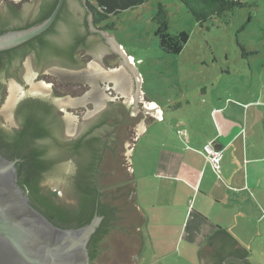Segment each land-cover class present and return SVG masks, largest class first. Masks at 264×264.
I'll list each match as a JSON object with an SVG mask.
<instances>
[{
	"label": "water",
	"instance_id": "water-1",
	"mask_svg": "<svg viewBox=\"0 0 264 264\" xmlns=\"http://www.w3.org/2000/svg\"><path fill=\"white\" fill-rule=\"evenodd\" d=\"M15 1L19 5L15 9L25 10L26 18L34 16L37 0ZM65 2L72 22L71 28L59 23V44L68 48L75 34L85 42L78 47L73 61L54 56L40 62L33 50L16 61V76L6 79L0 123L9 130H17L21 103L49 100L61 122L62 143L67 144V137L79 134L103 149L97 183L103 202L116 209V218L99 244L94 263L136 264L144 218L137 204L131 156L146 128L163 118L160 109L146 100L133 60L108 33L93 29L85 0H59L52 15L40 25L0 34V52L17 48L48 31ZM6 3L0 2V9L7 7ZM64 155L62 152L68 172L79 167L74 164L78 157ZM17 164L18 160H9L0 152V264H93L89 244L104 218L96 212L91 223L82 228L56 226L30 205L27 191L19 184ZM61 177L48 178L44 184L63 192ZM62 202L70 208L78 207L73 193ZM212 254L206 243L199 253L201 264H214ZM249 257L250 254L247 260ZM247 260L231 256L223 264H250Z\"/></svg>",
	"mask_w": 264,
	"mask_h": 264
},
{
	"label": "crops",
	"instance_id": "crops-1",
	"mask_svg": "<svg viewBox=\"0 0 264 264\" xmlns=\"http://www.w3.org/2000/svg\"><path fill=\"white\" fill-rule=\"evenodd\" d=\"M237 97L211 105L196 117V127L187 119L171 123L165 137L151 131L155 123L146 128V149L134 148L131 158H144L148 145L161 138L170 153L166 158L159 154L155 163L165 167L172 157L158 188L147 186L152 202L138 203L144 223L137 263L165 264L176 255L201 264L199 253L222 229L249 252L250 264H264V102ZM206 146L222 152L220 172L207 157ZM134 169L137 173L136 165ZM140 188L137 181L136 193Z\"/></svg>",
	"mask_w": 264,
	"mask_h": 264
},
{
	"label": "rangeland",
	"instance_id": "rangeland-1",
	"mask_svg": "<svg viewBox=\"0 0 264 264\" xmlns=\"http://www.w3.org/2000/svg\"><path fill=\"white\" fill-rule=\"evenodd\" d=\"M241 1L244 8L229 11L203 26L181 0H150L143 6L124 11L103 24V27L110 28L109 31H100L92 24L96 32L108 33L121 51L133 60L146 100L160 109L165 120L150 127L151 131H156L157 137H165L164 130L168 124L184 119L192 121L194 127L198 126L196 117L200 118V114L205 115L211 105H219L230 97L264 102V0ZM159 4L166 9L168 32L173 36L181 32L189 35L188 43L178 55H170L160 47L156 35L159 25L154 20ZM85 9L87 11L86 4ZM146 137L142 135L139 138L136 151L140 152L138 148L146 149ZM163 139L148 145L144 158H131L132 166L137 168V173L133 170V177L139 179L134 178L135 192L137 181L141 186L136 193L137 204L152 202L147 186L153 185L149 189H157L161 175L170 171L167 167L172 156L165 167L154 161L159 154L166 158L170 153L167 150L170 146ZM144 229L146 232V226ZM146 243L149 244V240ZM145 251L150 252L151 249ZM260 258L264 261V255ZM137 264L148 262L144 259ZM165 264L196 262L175 255Z\"/></svg>",
	"mask_w": 264,
	"mask_h": 264
},
{
	"label": "trees",
	"instance_id": "trees-1",
	"mask_svg": "<svg viewBox=\"0 0 264 264\" xmlns=\"http://www.w3.org/2000/svg\"><path fill=\"white\" fill-rule=\"evenodd\" d=\"M150 0H85L88 16L92 18V24L100 31H109V27H103V24L109 21L113 16L119 15L124 11L143 6ZM196 21L203 26L207 21L221 18L225 13L236 8H244L245 4L241 0H181ZM53 3L43 10L38 20L28 26L31 28L40 25L46 21L54 12L59 0H53ZM66 2L53 26L38 36L37 38L11 50L0 52V105L3 102L6 79L13 76V64L22 60L30 51H34L40 62L51 60L54 56L65 60L73 61L78 47L85 42L81 35H74L73 43L68 48L59 44L58 39L61 34L57 27L60 22L71 28V17L66 14ZM159 12L154 19L159 28L156 35L160 40V47L170 55L180 54L184 46L189 41V35L181 32L178 35H171L168 32L166 22L165 6L159 4ZM9 22H4L0 29V34L11 31L8 29ZM88 27V22L86 23ZM73 29L78 32V27L73 25ZM26 28V29H27ZM24 29V28H22ZM17 29V30H22ZM16 76V75H15ZM20 127L11 130V133H5L0 123V149L5 150L9 156L18 160L19 184L27 191L32 202H39L47 211L44 214L56 226L64 229H78L91 223L96 212L103 217V222L92 237L89 250L90 257L94 263L99 255V244L109 233L110 225L116 218V209L110 204L103 202V194L98 185L97 167L89 175L88 185L80 179H75L77 175L68 172L62 160L64 157H73L78 159L74 164L79 165L81 151L84 147L83 141L71 144L61 142L60 128L61 124L55 115L54 104L51 101H32L26 100L18 107ZM102 121V125H103ZM47 141L46 143L36 144L38 141ZM56 148V150H54ZM103 149H100V155L95 162L100 164L103 155ZM66 170V171H65ZM74 171V170H73ZM72 171V172H73ZM55 176H62L61 181L65 185L66 192H72L78 203L77 208L61 207L60 197L56 192H51L47 187L43 188L42 183L46 179ZM133 189V188H132ZM48 191V192H47ZM50 191V192H49ZM134 191V190H133ZM46 193H49L48 195ZM99 201V205H98ZM207 247L212 251L214 264H223L224 260L231 256H236L247 260L249 252L241 247L239 243L224 230L208 238ZM248 261V260H247Z\"/></svg>",
	"mask_w": 264,
	"mask_h": 264
},
{
	"label": "flooded vegetation",
	"instance_id": "flooded-vegetation-1",
	"mask_svg": "<svg viewBox=\"0 0 264 264\" xmlns=\"http://www.w3.org/2000/svg\"><path fill=\"white\" fill-rule=\"evenodd\" d=\"M6 1H8L9 3H6ZM10 1H11V3H10ZM37 1H38L37 5L34 8L35 9L34 16L31 18H26L27 13L25 10L15 9V8L19 7L18 2H16L15 0H0V2H3V4H5V3L7 4V7L0 9V29L2 28L1 25H3L4 22H6V21L9 22L7 28L10 30H17L19 28L20 29H22V28L26 29L28 26L35 23L38 20L39 15L43 12V10L48 8L53 3L52 2L53 0H37ZM0 5H2V4H0ZM20 9H22V8H20ZM13 68H16L13 71V73L15 75L16 71H17L16 63L13 64ZM36 100L40 101V99H33L32 101H36ZM41 101H49V100H41ZM56 112L57 111H55V115H57ZM60 124H61V122H60ZM1 128L3 129V131L5 133H11L12 132L11 130L5 128L4 125L1 126ZM66 140H67L68 147L71 146V144H73V143L83 141L84 147L81 151V156H83V157H82V159H80V164L78 165L79 167L74 170L75 171L74 173L73 172H71V173H72V177H74V175L76 174L77 177L76 178L74 177L75 179H77V180L81 179L84 184L88 185V182L90 181L89 175L94 170L93 169L94 166L97 167L96 168L97 172H99V169H100V164H97L95 162V160L97 159V156L100 155L99 147L97 145L93 144V141L87 142L90 139L86 140V138H84V136L79 135V134L74 135L72 137H67ZM37 143H41V141H38ZM0 152L4 155V157H7L9 160L16 161V158H14L13 156H9L5 150L0 149ZM44 183H45V181L42 183L43 188L47 187ZM47 189L50 190L51 192H56L58 194V196L60 197L61 201H62V199L66 198V195L72 193L69 191L66 192L67 189L65 190V187H64L63 192H62V190L60 191L58 189L57 190L56 189L52 190L49 188H47ZM46 194L48 195L49 193H46ZM30 201H31V199H30ZM60 204H61L60 206L63 208L67 207V205H65L63 202H60ZM30 205L33 208H35L37 211L42 213L44 216H46L44 213L45 212L47 213V211L42 207V205L39 202H32L31 201Z\"/></svg>",
	"mask_w": 264,
	"mask_h": 264
},
{
	"label": "built area",
	"instance_id": "built-area-1",
	"mask_svg": "<svg viewBox=\"0 0 264 264\" xmlns=\"http://www.w3.org/2000/svg\"><path fill=\"white\" fill-rule=\"evenodd\" d=\"M205 153L207 157L211 161L212 165L214 166L215 170L220 172L221 170V160H222V152L215 150L211 146H206Z\"/></svg>",
	"mask_w": 264,
	"mask_h": 264
}]
</instances>
